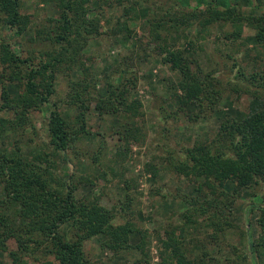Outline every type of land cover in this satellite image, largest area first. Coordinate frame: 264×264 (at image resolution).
Returning <instances> with one entry per match:
<instances>
[{"label":"trees","instance_id":"obj_1","mask_svg":"<svg viewBox=\"0 0 264 264\" xmlns=\"http://www.w3.org/2000/svg\"><path fill=\"white\" fill-rule=\"evenodd\" d=\"M93 1L97 0L57 1V16L48 19V29L41 38V42H47L51 49L45 51L39 62L21 58L6 44L0 51L5 71L1 79L24 85V92L17 96L15 102L8 91L3 90L5 103L2 109L15 114V124L25 123L28 111L34 107H52L47 124L52 153H38L39 157L30 161L21 149L0 148V250L18 263L23 256L30 254L31 244L38 249L45 245L50 247V253L59 264H88L84 247L94 237L104 236L105 246L112 252L137 249L142 253L154 237L159 243V264H264V205L254 207L259 213L257 237L246 230L241 233L242 239L238 244H230L226 242L228 231L235 228L230 221L231 209L226 213L227 210L221 206L223 212L220 211L219 200L214 198L224 197L229 208L243 192L264 184V99L262 109L243 119H223L214 138L186 147L176 163L170 162L173 171L193 185L196 196L185 199L189 207L188 211L179 215L183 223H170L164 234L156 229L151 235L148 229L134 224L130 218L135 214L134 198L128 191L125 201L120 200L118 205L109 208L100 203L98 196L92 200L79 198V186L61 181L51 169V154H65L84 137L87 124L85 111L89 104L86 95L90 93V88L98 91L100 98L96 111L100 114L104 109L119 111L121 108L133 112V118L138 114L144 115L143 104L139 100L129 102L130 95L138 86L137 75L132 80L128 77L129 69L123 72L124 77L108 80L106 87H99L97 82H80L84 85L83 89L79 87L82 91L71 88L74 91L71 98L73 93L74 99L80 102V108L85 110L76 117L64 115L59 103L53 101L56 80L61 72L70 75L73 68L80 66L78 71L84 69V73H88V68L80 60L81 53L91 37L100 33L99 25L103 20L102 15L91 13ZM115 1L128 2L124 10L125 18L132 15L138 18L139 0ZM203 2L196 7L185 8L175 1L165 11L157 7V12L148 20L151 41L156 43L154 50L162 63L177 76L169 79L172 92L169 102L164 103H171L177 108L175 115L187 111L192 105L199 107V113L192 118L194 121L206 109L216 110L222 92L215 88L212 74H206L199 60L193 56L196 44L189 30L195 25L207 29L215 23L231 24L234 30L226 37L237 41L247 25L258 32L264 47V12L258 16L246 14L239 1L229 4L222 0ZM0 13L4 16V24L17 36L26 34L30 18L22 13V0H0ZM112 32L132 36L135 31L128 22L119 20ZM179 33L187 43L183 48L170 43V38ZM258 77L264 80V73L251 76L255 82L259 81ZM76 84L73 81L72 87L77 88ZM262 84L264 87V82ZM160 109L166 118L173 115L168 114L165 105ZM1 122L0 131L10 133L13 129L7 127L10 122ZM137 130L140 131L139 128ZM158 176L153 171V177L157 179ZM137 181V178L132 181L134 187ZM127 187L130 188V185L127 184ZM260 201L264 203V198L261 197ZM118 218L125 221L116 224ZM133 233H138L141 239L134 246L131 245ZM9 241L15 243V249H9Z\"/></svg>","mask_w":264,"mask_h":264},{"label":"rangeland","instance_id":"obj_2","mask_svg":"<svg viewBox=\"0 0 264 264\" xmlns=\"http://www.w3.org/2000/svg\"><path fill=\"white\" fill-rule=\"evenodd\" d=\"M57 1L22 0V13L30 18V24L23 36H17L10 30L4 24V16L0 13V51L6 44L11 50L18 52L21 58L39 62L45 51L51 49L47 42H41V38L48 29V19L57 16ZM139 1L141 5L138 8V18L134 15L125 18L124 10L128 6L126 1L117 3L115 0H97L91 3V13L102 15L103 20L99 25L100 33L91 37L81 53L80 60L88 68V73L86 75L84 69L78 71L80 66L73 68L70 75L61 72L56 80L53 101L59 103L64 115L76 117L85 110L80 108V102L74 99L73 93L71 98V92H74L72 89L82 91L84 85L80 82H97L99 87H106L108 80L124 77L123 72L129 69L128 77L131 80L135 75L138 77V86L130 95L129 102L139 100L143 104L144 115L138 114L133 118V112L120 107L119 111L104 109L100 114L96 111L100 98L98 91L90 88V93L86 92V101L89 104L85 111L87 124L84 137L65 154H51L50 166L61 181L79 186V198L92 200L98 196L100 203L109 208L118 205L120 200L125 201L128 191L134 198L135 214L130 217L131 220L138 228H146L153 235L156 229L164 234L170 223L182 224L183 220L179 215L182 211H188L189 207L185 199L196 196L193 185H189L188 180L176 174L170 162L176 163L186 147L214 138L223 119H243L263 108L264 87L261 85L264 80L258 77L259 81L255 82L251 76L254 73H264V47L259 41L258 32L247 25L237 41L226 37V34L234 30L231 24L215 23L207 29L199 25L192 27L189 33L196 44L193 56L199 60L203 71L206 74L211 73L215 78L213 84L222 92V98L216 110L206 109L199 114L201 117L197 121L193 119L200 109L194 105L175 115L177 108L164 101L169 102L172 92L169 79L177 76L162 63L161 57L154 50L156 43L151 41L148 20L157 12V7L165 11L175 1L185 8L196 7L203 0ZM222 1L228 4L239 1L246 14L258 16L264 12V0ZM119 20L128 22L135 31L132 36L126 33L116 35L112 32ZM179 35L171 37L170 43L183 48L187 43ZM2 72L5 74L0 60V129L2 120L9 121L7 127L13 129L10 133L0 131V148L21 149L30 161L39 157L38 153H52L47 132L52 107H34L28 111L25 123L15 124V114L2 109L5 103L3 90L5 88L15 102L17 96L24 92V85L21 82H6L1 79ZM73 81L78 83L75 86L77 88L72 87ZM163 105L172 116L166 118L162 115L160 108ZM137 128L140 129L139 132ZM43 165L46 166L44 163ZM153 171L158 173L157 179L153 177ZM136 178L137 186L134 187L132 181ZM151 193L157 195L151 196ZM261 197L264 198L262 183L246 193L243 192L229 208L224 197L214 196L219 200L220 208H225L226 213H229V209L232 212L230 221L235 228L228 231L226 242L238 244L241 233L246 230L253 237H257L259 213L256 209L264 205L260 201ZM124 221L118 218L116 224ZM192 229L190 231H194ZM210 232L214 233L211 229ZM201 238L204 239L203 234ZM105 240L104 236H97L85 243L88 264L160 263L159 243L154 237L145 253L137 249L112 252L105 246ZM140 240L138 233L131 235V245L134 246ZM8 245L10 250L16 248L13 241H9ZM0 264H59V261L50 253V247L43 245L38 249L31 244L30 254L23 256L18 263H14L0 250Z\"/></svg>","mask_w":264,"mask_h":264}]
</instances>
